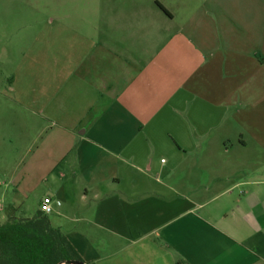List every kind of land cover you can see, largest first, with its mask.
I'll use <instances>...</instances> for the list:
<instances>
[{
  "label": "crops",
  "instance_id": "obj_1",
  "mask_svg": "<svg viewBox=\"0 0 264 264\" xmlns=\"http://www.w3.org/2000/svg\"><path fill=\"white\" fill-rule=\"evenodd\" d=\"M128 9L30 40L0 100V140L26 142L14 167L0 147V223L37 191L89 264H264V0Z\"/></svg>",
  "mask_w": 264,
  "mask_h": 264
},
{
  "label": "rangeland",
  "instance_id": "obj_2",
  "mask_svg": "<svg viewBox=\"0 0 264 264\" xmlns=\"http://www.w3.org/2000/svg\"><path fill=\"white\" fill-rule=\"evenodd\" d=\"M142 4L153 8V0H0V100L10 99L8 85L11 84L13 70L21 61L34 36L47 38L48 35L41 32L46 31L44 27L47 28L48 24L56 25L58 20L93 18L94 15L100 20L117 17L122 19L123 11L126 8L129 10L128 6ZM146 15L148 16V12ZM23 141L25 144V140ZM23 141L15 139L10 143L0 140V147L2 145L7 151L6 156L2 155L7 160L6 165L14 167L15 161L23 158ZM2 188L3 186L0 191ZM40 195V192L34 191L25 196L23 206L27 216L33 215L39 209ZM55 208L48 216L53 215ZM16 216L25 217L22 214Z\"/></svg>",
  "mask_w": 264,
  "mask_h": 264
},
{
  "label": "trees",
  "instance_id": "obj_3",
  "mask_svg": "<svg viewBox=\"0 0 264 264\" xmlns=\"http://www.w3.org/2000/svg\"><path fill=\"white\" fill-rule=\"evenodd\" d=\"M71 260L83 261L41 210L30 217L9 216L0 223V264H69Z\"/></svg>",
  "mask_w": 264,
  "mask_h": 264
},
{
  "label": "built area",
  "instance_id": "obj_4",
  "mask_svg": "<svg viewBox=\"0 0 264 264\" xmlns=\"http://www.w3.org/2000/svg\"><path fill=\"white\" fill-rule=\"evenodd\" d=\"M52 209L53 199L48 195L43 196L40 200L39 210H41L45 214H48L52 211Z\"/></svg>",
  "mask_w": 264,
  "mask_h": 264
},
{
  "label": "water",
  "instance_id": "obj_5",
  "mask_svg": "<svg viewBox=\"0 0 264 264\" xmlns=\"http://www.w3.org/2000/svg\"><path fill=\"white\" fill-rule=\"evenodd\" d=\"M69 264H88L84 261H77V260H71L68 262Z\"/></svg>",
  "mask_w": 264,
  "mask_h": 264
}]
</instances>
